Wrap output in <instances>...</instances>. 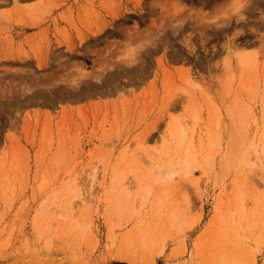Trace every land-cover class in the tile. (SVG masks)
I'll list each match as a JSON object with an SVG mask.
<instances>
[{
  "label": "rangeland",
  "instance_id": "1",
  "mask_svg": "<svg viewBox=\"0 0 264 264\" xmlns=\"http://www.w3.org/2000/svg\"><path fill=\"white\" fill-rule=\"evenodd\" d=\"M257 145L264 0H0V264H264Z\"/></svg>",
  "mask_w": 264,
  "mask_h": 264
},
{
  "label": "bare ground",
  "instance_id": "2",
  "mask_svg": "<svg viewBox=\"0 0 264 264\" xmlns=\"http://www.w3.org/2000/svg\"><path fill=\"white\" fill-rule=\"evenodd\" d=\"M237 9V8H236ZM176 17V16H175ZM181 17V16H180ZM179 17V18H180ZM177 18V17H176ZM214 18H216V17H214ZM169 20V19H168ZM226 21V20H225ZM222 22H224V20L223 21H221V23ZM166 23V22H165ZM162 25V24H161ZM160 25V26H161ZM164 25V24H163ZM165 25H167V23L165 24ZM168 25H169V21H168ZM167 25V26H168ZM181 26H183V25H180L179 26V29H181L182 27ZM162 28V27H161ZM177 29V27H174L173 28V30L175 31ZM160 30V29H159ZM154 31H152V32H150L151 33V35H153L152 33H153ZM182 32V31H181ZM187 40V39H186ZM229 40V39H228ZM226 44V43H225ZM237 47V46H236ZM224 49H225V55H224V57H223V64H224V68H225V71H226V73H227V75H228V78L230 79V82H234V80H235V77L237 78V76H236V71H237V69H239L240 70V87H242L243 86V83H244V81H245V79H246V77L249 75V73H250V70L253 68V66H254V62H253V59H252V57H251V54H249V53H247V52H242V51H238L237 50V48H236V51H235V48L233 49V44L231 45V43L230 42H228V44L224 47ZM223 52V53H224ZM235 57V59H234V61H233V58ZM255 71L257 70V66H255ZM238 109H240V107H238V106H235V105H231V107L229 108V111H230V113L232 114V113H239V110ZM179 125H180V127L182 128V131H185V127L183 126V123H179L177 126H175V128H178L179 127ZM179 127V128H180ZM174 130V129H173ZM173 132V131H172ZM182 134H181V138L183 139L184 137H185V133L184 132H181ZM235 133H238V129L236 128L235 129ZM185 139V138H184ZM215 143V142H214ZM214 143H213V145H214ZM242 143H243V137H242V135H241V133H239V134H236V135H234V140H233V147H232V151H230L231 152V154L229 155V157L228 158H224V159H222L221 160V165H222V167H228L229 166V164H230V162H233L237 157H238V155L240 154V152L242 151ZM252 150H253V154H252V156L251 157H249V161H248V164L251 166V169L252 170H256V169H258V168H260V167H262L263 165H264V145H263V147L262 148H260V146H254L253 148H252ZM230 158V159H229ZM211 163H212V165H213V163L214 162H212V161H210ZM187 168V166H182V167H180V168H178V169H180V170H184L185 171V169ZM174 169L173 168H170L169 169V171L167 172L168 174H170L171 176L173 175V173H174V171H173ZM189 172L190 171H186L185 172V175H189ZM190 179V178H189ZM150 187L151 186H148L147 187V191L146 192H148V193H150L151 192V189H150ZM241 198H240V202H241V205H240V208H242V209H244L245 208V203H244V196H245V194H244V191H242L241 192ZM83 201H85L84 199H85V197H83V198H81ZM239 202V203H240ZM237 205V203L236 202H234V210H238V206H236ZM133 244V241L130 243V245H132ZM152 255V254H151ZM125 258V260H128V261H130L131 263H139V264H152L153 263V261H154V258H152L153 257V255L149 258V260H148V258L145 260V259H141L140 258V256L137 254V252H135V253H132V255H130V254H123V256H122V258Z\"/></svg>",
  "mask_w": 264,
  "mask_h": 264
}]
</instances>
